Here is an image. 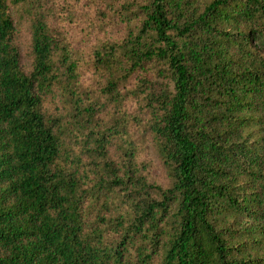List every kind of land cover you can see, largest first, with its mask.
I'll return each instance as SVG.
<instances>
[{
  "label": "trees",
  "instance_id": "obj_1",
  "mask_svg": "<svg viewBox=\"0 0 264 264\" xmlns=\"http://www.w3.org/2000/svg\"><path fill=\"white\" fill-rule=\"evenodd\" d=\"M44 1L0 0V264H264V0H125L123 21L138 26L93 51L114 102L147 75L163 189L110 162L100 133L91 168L67 157V118L47 111L48 95L79 131L94 107ZM13 13L29 22L27 72ZM122 191V211L99 212Z\"/></svg>",
  "mask_w": 264,
  "mask_h": 264
},
{
  "label": "rangeland",
  "instance_id": "obj_2",
  "mask_svg": "<svg viewBox=\"0 0 264 264\" xmlns=\"http://www.w3.org/2000/svg\"><path fill=\"white\" fill-rule=\"evenodd\" d=\"M125 0H45L42 4L49 17L51 29L59 41L66 43L77 61V91L82 98V105L94 107L93 120L83 131L76 129L75 123L65 114V108L59 96L48 95L45 102L49 113H59L67 119L63 121L64 143L67 157L79 155L83 165L88 168L92 159L97 161L98 153L94 151L92 135L100 133L108 140L105 146V157L122 171L126 166L134 176L142 177L147 183L166 188L170 179L157 152L153 135L148 130L149 114L143 105L139 94V76H147L140 71L131 74L118 87L120 98L114 102L103 93L106 79L104 70H99L93 61V51L105 43L120 42L125 36L128 26L133 30L139 24L132 17L130 24L123 21L122 6ZM134 1V0H129ZM134 9V5L130 8ZM15 23V43L19 50L21 68L27 72L30 69L29 25L27 17L13 13ZM151 72L148 74L150 76ZM148 76V77H149ZM84 115L81 120L83 121ZM81 121V122H82ZM131 152L130 158L126 157ZM91 163V162H90ZM88 164V165H87ZM121 173V172H120ZM93 173L82 180V188L90 186ZM118 191V190H117ZM122 192L108 199L107 210L100 207L109 217L122 211L118 206L123 198ZM109 237H116L110 234ZM158 263V259H154Z\"/></svg>",
  "mask_w": 264,
  "mask_h": 264
}]
</instances>
